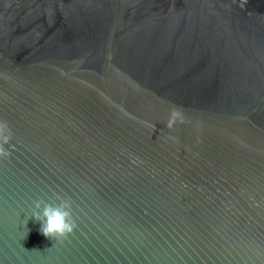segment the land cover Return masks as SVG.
<instances>
[{
  "label": "water",
  "instance_id": "95a60500",
  "mask_svg": "<svg viewBox=\"0 0 264 264\" xmlns=\"http://www.w3.org/2000/svg\"><path fill=\"white\" fill-rule=\"evenodd\" d=\"M0 120V264H264V0H0Z\"/></svg>",
  "mask_w": 264,
  "mask_h": 264
},
{
  "label": "clouds",
  "instance_id": "9594fccd",
  "mask_svg": "<svg viewBox=\"0 0 264 264\" xmlns=\"http://www.w3.org/2000/svg\"><path fill=\"white\" fill-rule=\"evenodd\" d=\"M177 113L173 112V117ZM172 121L169 122V127ZM13 133L6 121L0 120V158L8 159L11 152L5 147L8 145ZM59 203L46 202L43 199L33 201L32 217L41 222L40 232L47 238H67L77 228L72 216V199L70 196L55 195Z\"/></svg>",
  "mask_w": 264,
  "mask_h": 264
}]
</instances>
